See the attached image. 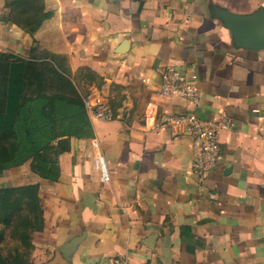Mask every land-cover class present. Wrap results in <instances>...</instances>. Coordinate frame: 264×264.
<instances>
[{
  "label": "crops",
  "instance_id": "1",
  "mask_svg": "<svg viewBox=\"0 0 264 264\" xmlns=\"http://www.w3.org/2000/svg\"><path fill=\"white\" fill-rule=\"evenodd\" d=\"M57 1L69 72L115 118L87 109L88 131L0 172L5 188L38 187L33 264H264V49L236 47L214 13L250 15L264 0ZM4 3L0 53L27 61L37 43ZM168 67L197 76L202 116L233 119L205 181L191 138L164 124L190 110L160 94ZM114 91L125 97L112 107Z\"/></svg>",
  "mask_w": 264,
  "mask_h": 264
},
{
  "label": "trees",
  "instance_id": "2",
  "mask_svg": "<svg viewBox=\"0 0 264 264\" xmlns=\"http://www.w3.org/2000/svg\"><path fill=\"white\" fill-rule=\"evenodd\" d=\"M4 5L10 11L8 21L33 37L37 46L27 61L14 54L0 53V171L30 160L37 162L39 151L49 148L52 141L89 130L84 118L85 100L72 83L68 67L62 63L66 59L56 53H45L41 69H36L39 43L35 36L48 21L54 20L59 26L58 1L5 0ZM57 35L63 39L60 28ZM37 70L39 80L34 85L33 74ZM53 75L59 79L58 84L44 83L54 81ZM48 89L55 92L31 97L35 91ZM21 190L29 191L28 199L39 204L35 185L5 189L4 204L11 202L7 194Z\"/></svg>",
  "mask_w": 264,
  "mask_h": 264
},
{
  "label": "rangeland",
  "instance_id": "3",
  "mask_svg": "<svg viewBox=\"0 0 264 264\" xmlns=\"http://www.w3.org/2000/svg\"><path fill=\"white\" fill-rule=\"evenodd\" d=\"M59 31L58 24L54 21H48L45 23L44 27L41 28L35 38L39 43L38 51L35 53V57L39 60V66L36 69H41L43 62L41 58L45 53H56L61 55L66 59L62 61L65 66H69V57L65 54V44L57 35ZM69 70V69H68ZM38 71L33 74L34 85H37L39 80ZM52 74L49 75L51 77ZM79 77L88 78L87 82L94 80L93 77L89 76L85 71H82ZM54 81H46L44 83H51L52 85L58 84L59 79L53 75ZM72 83L77 87L76 89L86 98L84 91L79 88L78 80L71 74ZM52 89L47 91H35V97L38 94L49 95L54 93ZM115 98L112 101V107L120 104L121 98L123 96L122 91H114ZM125 95V94H124ZM124 99V98H123ZM85 100V99H84ZM109 106V105H108ZM141 113L138 112V116ZM19 140V139H18ZM13 141V139H11ZM9 144H6L8 147ZM1 172V171H0ZM8 189L0 186V264H33L36 256L37 246L34 242V236L43 230L44 220L41 215L40 206L38 202L28 199L30 195L27 190H21L17 193L10 195L7 194L6 197L9 198L11 202L4 204V194L2 191ZM11 196V197H10Z\"/></svg>",
  "mask_w": 264,
  "mask_h": 264
},
{
  "label": "built area",
  "instance_id": "4",
  "mask_svg": "<svg viewBox=\"0 0 264 264\" xmlns=\"http://www.w3.org/2000/svg\"><path fill=\"white\" fill-rule=\"evenodd\" d=\"M196 75L182 76L171 67L161 75L159 92L168 98L179 97L186 100L190 110L165 119L164 124L176 134H187L192 141L196 155L193 169L201 181H205L216 169L220 155L221 138L224 133L233 130V119L225 111L217 118L204 117L200 114L202 95L196 87ZM91 115L102 121H113L114 114L108 105L86 103ZM111 264H129L127 258L115 259Z\"/></svg>",
  "mask_w": 264,
  "mask_h": 264
},
{
  "label": "water",
  "instance_id": "5",
  "mask_svg": "<svg viewBox=\"0 0 264 264\" xmlns=\"http://www.w3.org/2000/svg\"><path fill=\"white\" fill-rule=\"evenodd\" d=\"M214 13L231 33L236 47L253 50L264 49L263 7L250 15H237L220 9H216Z\"/></svg>",
  "mask_w": 264,
  "mask_h": 264
}]
</instances>
